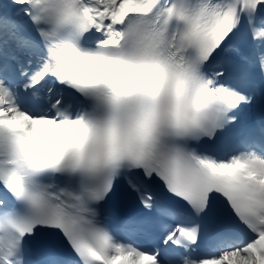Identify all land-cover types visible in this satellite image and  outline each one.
Wrapping results in <instances>:
<instances>
[{"label":"snow or ice","instance_id":"snow-or-ice-1","mask_svg":"<svg viewBox=\"0 0 264 264\" xmlns=\"http://www.w3.org/2000/svg\"><path fill=\"white\" fill-rule=\"evenodd\" d=\"M0 264H264V0H0Z\"/></svg>","mask_w":264,"mask_h":264}]
</instances>
